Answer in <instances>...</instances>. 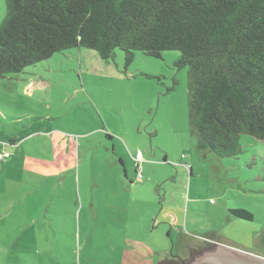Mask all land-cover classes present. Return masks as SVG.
Returning a JSON list of instances; mask_svg holds the SVG:
<instances>
[{
	"label": "rangeland",
	"instance_id": "rangeland-1",
	"mask_svg": "<svg viewBox=\"0 0 264 264\" xmlns=\"http://www.w3.org/2000/svg\"><path fill=\"white\" fill-rule=\"evenodd\" d=\"M179 57L136 51L125 66L120 49L105 62L71 48L0 77V150L13 154L0 159V264H158L213 242L264 257V141L198 149ZM46 128L77 142L61 176L31 167L55 162Z\"/></svg>",
	"mask_w": 264,
	"mask_h": 264
},
{
	"label": "trees",
	"instance_id": "trees-1",
	"mask_svg": "<svg viewBox=\"0 0 264 264\" xmlns=\"http://www.w3.org/2000/svg\"><path fill=\"white\" fill-rule=\"evenodd\" d=\"M0 77L56 52L87 48L110 62L124 52H180L188 68L190 132L197 148L241 152L240 136L264 141V0H5ZM235 214L252 219L244 209Z\"/></svg>",
	"mask_w": 264,
	"mask_h": 264
},
{
	"label": "crops",
	"instance_id": "crops-1",
	"mask_svg": "<svg viewBox=\"0 0 264 264\" xmlns=\"http://www.w3.org/2000/svg\"><path fill=\"white\" fill-rule=\"evenodd\" d=\"M57 129H60V128H52L51 132L49 128L45 129V131L48 132L49 134L48 136L51 139L50 147L53 153L52 157H46V156L45 157L51 158L55 161L53 163V166H49L48 162H45V163L39 162L38 159H34V165L31 166L33 170L39 171L43 175L54 176V177L58 175L61 176L63 173H68L73 170V167L75 166L74 157L77 151V149L75 148L76 141L74 137L73 136L68 137L66 133L59 131ZM9 142H10V145L13 144V141L10 140ZM14 144L16 145V142H14ZM4 153H9V156L5 157ZM12 157H13V154L9 150L8 146L7 145L3 146L0 150L1 161L7 162ZM135 168L137 171L136 163H135ZM143 171H144V168H143ZM142 176H143V172H142ZM19 203H23V201H19ZM47 206L49 207L48 212H50L51 207H57L56 201L54 200L50 201V204H48ZM28 216L31 217L30 215ZM35 219H38V218H35ZM22 252H23L22 255H25L24 249L22 250Z\"/></svg>",
	"mask_w": 264,
	"mask_h": 264
},
{
	"label": "water",
	"instance_id": "water-1",
	"mask_svg": "<svg viewBox=\"0 0 264 264\" xmlns=\"http://www.w3.org/2000/svg\"><path fill=\"white\" fill-rule=\"evenodd\" d=\"M198 264H264V257L241 251L225 244H217L213 250L198 257Z\"/></svg>",
	"mask_w": 264,
	"mask_h": 264
},
{
	"label": "flooded vegetation",
	"instance_id": "flooded-vegetation-1",
	"mask_svg": "<svg viewBox=\"0 0 264 264\" xmlns=\"http://www.w3.org/2000/svg\"><path fill=\"white\" fill-rule=\"evenodd\" d=\"M217 244H218L217 242H215V243L214 242L213 243H203V245H201V246H196L195 248L191 247L190 258L184 259L180 256H175L176 257V259H175L173 256L172 258H166L165 261H161L158 264H198V262H197L198 257L203 255L206 251L215 249L217 247ZM195 251H196V254H195Z\"/></svg>",
	"mask_w": 264,
	"mask_h": 264
},
{
	"label": "built area",
	"instance_id": "built-area-1",
	"mask_svg": "<svg viewBox=\"0 0 264 264\" xmlns=\"http://www.w3.org/2000/svg\"><path fill=\"white\" fill-rule=\"evenodd\" d=\"M4 156L5 157L9 156V153H4ZM134 158H135V161H136L138 175L141 177L142 176V172H143V163H142L143 157H142V153L138 152L134 156Z\"/></svg>",
	"mask_w": 264,
	"mask_h": 264
}]
</instances>
